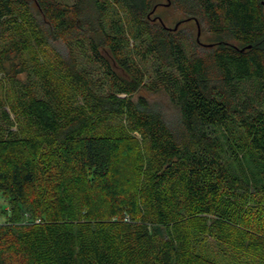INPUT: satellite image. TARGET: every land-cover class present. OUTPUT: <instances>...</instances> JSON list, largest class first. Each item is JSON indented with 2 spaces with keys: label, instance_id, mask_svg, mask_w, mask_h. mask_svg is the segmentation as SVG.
<instances>
[{
  "label": "trees",
  "instance_id": "trees-1",
  "mask_svg": "<svg viewBox=\"0 0 264 264\" xmlns=\"http://www.w3.org/2000/svg\"><path fill=\"white\" fill-rule=\"evenodd\" d=\"M169 2L0 0V264H264V0Z\"/></svg>",
  "mask_w": 264,
  "mask_h": 264
},
{
  "label": "rangeland",
  "instance_id": "rangeland-1",
  "mask_svg": "<svg viewBox=\"0 0 264 264\" xmlns=\"http://www.w3.org/2000/svg\"><path fill=\"white\" fill-rule=\"evenodd\" d=\"M63 4H70L73 0H58ZM156 5L154 7L153 16L165 27L169 29H174L176 25L177 31L185 33L189 36L192 42L198 39V43L202 46H210L213 43V37L207 32V30L200 24L199 25V37L197 38V26L195 22L187 19L182 14L177 12L172 4L166 6V0H154ZM170 1V0H169ZM57 47V44H55ZM60 47V46H59ZM2 76L0 74V98H6L9 96V93L6 89V86L1 81ZM141 96L144 97L148 103L152 106H155L159 109L163 116L169 120L175 115V111L170 105L167 97L162 92L150 93L145 89H140L135 95L134 98ZM137 139H139L138 134H134ZM4 200H0V204H4ZM2 221V220H0ZM201 254L205 255L211 261H214L217 264H227L229 261V256L222 254V251L214 242L206 240L201 242ZM228 254V253H227Z\"/></svg>",
  "mask_w": 264,
  "mask_h": 264
},
{
  "label": "water",
  "instance_id": "water-1",
  "mask_svg": "<svg viewBox=\"0 0 264 264\" xmlns=\"http://www.w3.org/2000/svg\"><path fill=\"white\" fill-rule=\"evenodd\" d=\"M166 1H167L166 6H169L170 5L169 0H166ZM153 11H154V9H153ZM194 22H195V25L197 26V38H198L199 37V25H198V22L197 21H194ZM177 26L178 25H176L173 30H176L177 29ZM197 42H198V39H197Z\"/></svg>",
  "mask_w": 264,
  "mask_h": 264
}]
</instances>
